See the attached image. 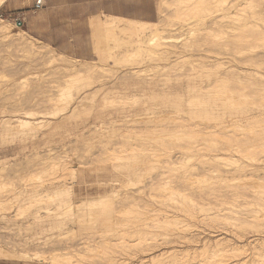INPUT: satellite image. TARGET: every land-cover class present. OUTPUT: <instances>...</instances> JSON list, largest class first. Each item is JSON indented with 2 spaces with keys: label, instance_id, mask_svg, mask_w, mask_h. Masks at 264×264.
Masks as SVG:
<instances>
[{
  "label": "rangeland",
  "instance_id": "374dc122",
  "mask_svg": "<svg viewBox=\"0 0 264 264\" xmlns=\"http://www.w3.org/2000/svg\"><path fill=\"white\" fill-rule=\"evenodd\" d=\"M33 2V0H17L16 3L21 8L19 11L27 14V25L21 29L26 31L33 41L37 40L35 42L40 45H49L56 52H64L63 54L69 58L77 60L76 64L78 65L95 63L100 68L96 67L97 71L89 80L75 81L70 78L72 71L64 69L66 72L60 64H50L45 59L38 58L32 52L15 45L11 38L0 33V179L7 182V186L0 192V247L6 250L14 249L13 251L27 248L26 251L29 253L41 252L46 255L53 252H72L77 256L74 258V264H138L141 262L139 258L148 254L149 248L151 246L153 248L155 245L148 244L151 243V239L144 240V237H152L157 233L158 245L163 241V239H159L163 237L174 239L179 237V239L166 245H157L154 249L156 251L170 246L190 250L201 245V242H197L198 237L213 239L226 236L236 243H244L251 238L264 236V225L261 223L252 226L229 227L232 231L227 232L220 227L217 228V225H212L208 219L189 216L185 219L190 225L175 230V236L161 235V237L159 233L163 230L153 228L154 233L134 234L131 233L132 227H125L126 232L122 235H126L124 240L126 246L120 245L119 240L116 239L121 235V232H117V220L121 218L136 220L145 218L146 215L138 214L136 219H133L132 216L135 214H130L128 211L119 214L118 211L127 210L133 204H138L143 212L145 209H150V204L159 206L157 201L147 195L152 191L155 194L160 193L157 190L155 192L152 189L149 190V184L153 179V182H156L157 179L163 181L169 174L172 186L175 184L179 185L175 188H185L190 184H184L183 171L187 174L190 172L193 178L195 177L194 172L197 175V173L204 172V169V173L215 174V172L208 171L209 167L202 169L201 163L204 159H216L220 165L223 163L222 169L226 167L224 164L227 160L224 157L231 153L234 160L251 162L247 158L244 159L238 152L229 153L226 151L227 145H225L224 137L229 134L221 129L218 130L220 136L219 134L208 136L215 140L214 142H218L217 144L206 146V143L201 145H195V143L191 148H185L184 140L192 143L195 139H201V136H198L195 131L204 125H213L222 116H218L220 119H213L215 116L194 112V105L188 104L189 106H187L184 103L178 105L180 98L175 94L170 96L150 92L146 98L140 99V103L135 105L133 112H135L134 110L142 111L144 104H141L144 101L146 104L153 103L157 108L170 111L176 110V108L190 110V113L182 111L177 113L181 114L185 123L188 124L185 129L189 131V137L172 131L169 127V124L170 126L174 124L172 120L158 121L159 125L156 129L151 126L153 125L151 123H140L139 125L126 121L132 119L133 116H120L117 110L122 106L121 102L131 101V97L119 96L127 91L126 86L130 82L120 79L119 76L126 68L124 65L136 63L139 58H126L121 55L108 57V52L121 53L124 49H109L108 47H113L116 42L103 36L104 39L101 40L103 56L101 58H105L100 60L102 62L100 63V56L92 46L91 31L88 25L71 21L70 15L73 10L46 9L44 7L32 12ZM166 2L167 5L164 4L166 7L162 6L163 12L159 13L158 5L161 4V0H156L154 21L162 19L164 23L166 22L163 28L165 30L161 34L170 40H165V42H167V48L172 52L169 56L162 57L158 55L159 51L147 52L146 55L140 57L142 62L136 65L142 70V75L145 78L149 79L153 76L159 78V85L167 83L171 87L178 88V91L183 94L187 91V74L203 69L204 57L201 55H210L212 58L213 53L215 55V52H218L224 56V52L232 51L224 50L219 44L230 42L229 45H231L232 41H229L228 38L222 40L221 43L219 40L213 42L210 32L208 34L202 32L197 33V37L195 34L197 41L192 38L195 43L202 45L200 49L184 48L183 42L185 43L186 37L189 36V25H182L183 17L181 19L174 15L175 9L169 7L171 0H166ZM13 19L0 12V26L7 23L10 32H17V29L20 31L18 27L14 26ZM213 19V21L212 19L206 20L209 23L207 25L212 27L215 25L214 22H218L221 18L215 16ZM223 20V22L227 21V19ZM263 20L264 13L260 14L258 18H254L253 22L257 21L258 24H261ZM263 23L262 26L260 25L261 28L264 27ZM117 36V38L123 39L128 37L119 32ZM120 41L122 42V40ZM120 41L118 40L117 44H120ZM259 42L256 41L253 45L260 44ZM144 53H146L145 50ZM263 58L259 59L253 68L264 72V67H262L264 65L261 64L262 61L264 64ZM105 59L107 60L106 64L104 63ZM162 73L164 74L162 75ZM100 81L106 82L104 89L101 92H93ZM38 87L41 90H38ZM35 88L38 90V94H36ZM68 89L73 95L76 94V91L81 94L85 89L91 92L84 104L75 109L73 113L72 106L75 104H72V101L68 104L67 110L61 111L66 106L65 99L68 98L66 95ZM52 98L51 102L48 101ZM38 100L39 104H37ZM55 100H58L57 104L54 103ZM27 111L30 114H26ZM234 115L238 116L237 113L232 116ZM18 118L29 120L31 125L18 126ZM125 118L126 120H124ZM165 125L169 130H166ZM163 133L165 135H162ZM200 142L204 141L200 140ZM151 151L153 154L147 155ZM184 154L192 156L187 159ZM147 157H158V160L161 161L142 162ZM234 164L236 163L230 164L231 169ZM221 167L219 166V168ZM228 168L230 167L228 166ZM161 174L165 177H161ZM178 179L179 182H177ZM173 180L175 181L173 182ZM180 182L181 184H178ZM58 186L71 187V193L56 194L57 189H60L57 188ZM136 188L137 191L139 190L138 192ZM127 193L131 194V197ZM70 198L79 204L76 211L73 204L65 209L66 201ZM137 224L134 227L148 228L139 225L141 223ZM109 226L110 228H108ZM177 232L178 236H176ZM100 245L107 246L101 248ZM252 245H255L256 249L263 247L261 243H248L249 247ZM94 246L97 247L94 248ZM146 248L149 249L148 252L144 251ZM78 251H82V255ZM246 252L244 251V254L243 252L237 253L232 258L248 261L252 252L251 250ZM99 255L100 257H98ZM199 258L201 257H197L198 260L196 258L190 260L195 263L204 260ZM35 260L0 258V264H48L45 261ZM162 260L169 262L167 259H161L158 262L156 260L153 264H161Z\"/></svg>",
  "mask_w": 264,
  "mask_h": 264
},
{
  "label": "bare ground",
  "instance_id": "6f19581e",
  "mask_svg": "<svg viewBox=\"0 0 264 264\" xmlns=\"http://www.w3.org/2000/svg\"><path fill=\"white\" fill-rule=\"evenodd\" d=\"M5 1L6 0H0V6ZM172 1L173 0H171V2ZM234 1L174 0V2L169 3V7L175 9L174 15L178 18L181 17V19L183 17L182 25H189V36L186 37L185 43L183 42L184 48L193 47V49H200L202 45L198 44L197 42L195 43V41H197V33L202 32H205L206 34L210 32L213 42L219 40V43H221L222 40H226L228 38L230 39L229 41H232L231 45H229L230 42L228 44H219L220 47L224 50L232 51L224 52V56H221L220 53L215 51V55L213 53L212 58H210V55H201V57H204V61L202 64L203 69L187 74L186 88L188 93L186 91V93L183 94L178 91V88L171 87L167 83H161L159 85L160 79L154 78L152 74L151 75L153 77L149 79L145 78L142 75V70H140V68H138V66L136 65L142 62V59L140 57L144 54L146 55L147 52L155 53L159 51L160 53L158 55H161V57L169 56V54L172 52V50L167 48V42H165V40L167 41L169 39L164 38L161 34V32L165 30L163 29L166 23L163 22L164 20L159 19L158 21H146L102 13L90 16L87 20L88 27L91 31L90 34L93 43L92 46L94 48V51L100 56L99 61L105 58H101V56H103L101 52V40L104 39L103 36L116 42L113 47L109 46V49H124V51H122L121 53L106 52L108 57L121 55V57L126 58H139H136V63L124 65L126 66V68L122 72L121 76H119L120 79L130 82L129 84L127 83V91L119 95L125 98L131 97V101L121 102L120 104L122 106L119 110H117L120 116H133V118L130 120H126V118L124 120L139 125L140 123H151L153 124L151 126L155 129L159 125L158 121L164 119L172 120L175 125L171 123L172 125H174L172 127V125L170 126L169 124V127H171L170 129L172 131L174 130L176 133H182L189 137V131H186L185 129L188 127V124L185 123V119L181 116V114L177 113L181 111L190 113V110L186 111L176 108V110L170 111L163 108H157L153 103L146 104V101H144L141 104H144L142 111L136 112V110H134L135 112H133L135 105L140 103V99L146 98L150 92L153 94L159 93L161 95L170 96L175 94L180 98L178 105L182 103L186 104L187 106H189L188 104L194 105V112H202L206 116H215L213 117V119H220L218 116H222L221 119L218 122H215L213 125H204L200 129L195 131L198 136H201V139H195L193 141L194 143L187 142L183 139L186 143L184 146L185 148H191L195 143V145L206 143V146L217 144L218 142H214L215 140H213L212 138H208V136L218 135V130L221 129L223 131L225 130L226 133L228 132L229 134L228 136L226 134L225 137L222 136L226 141V151L229 153L238 152V154H241L244 159L247 158L249 162H251L245 163L240 161L239 159L234 160L231 156V153L229 156L226 155L224 157L225 160H227L229 163L227 161L226 163L224 162V166L226 167H223L224 169H222L221 165H223V163H221L220 165V163L218 162V164L216 162V159H204L202 160L203 163H201L202 169L204 167H209L208 171L213 173L215 172V174L204 173V169V172L197 173V175L194 172L195 177L193 178V175H191L190 172H188L190 174L189 175L187 173H184L183 171L182 180H184V184L187 183L191 185V187L190 185H187V187L184 185L185 188H177L179 187V185L175 184L173 185V187L171 185L173 184L171 182L172 179H170L171 175L169 174L163 181L157 179L156 182H153L154 179L152 178V183H148L149 190L152 189L154 190V192L155 190H157V192L160 193L155 194L152 191V193L148 192L147 195L148 197L157 201L159 203V206L150 204V209H145V211L143 212L138 204H133L132 207L128 208L127 210L124 209L125 211H118L119 214L127 211L130 214H135L132 216L133 219H136V215L138 214L146 215L145 218H139L136 220L123 218L117 220V232H121V235L116 239L119 240V243L122 247L126 246V244L124 243L126 235H122L126 232L125 227H132L133 231H131V233L133 232L134 234L144 233L143 235H145L154 233L153 231L155 230H152L153 228L163 230V232L159 233L160 236H173L175 230L190 225V223L185 219L189 216L191 218L193 217L197 219H199V217H202L201 219H208L209 221H211L212 225H217V228L220 227L227 232L232 231V229H230L229 227L233 226H252L259 225L260 223L261 225H264V72L253 68L254 65L257 64L259 59L264 57V27H260L264 20L261 24H258L257 21L253 22L254 18H258L260 14L264 13V0ZM167 2L166 0H161V4L158 5L159 13L163 12L162 6H164V4L167 5ZM166 5L164 7H166ZM215 16L216 18L220 17L221 19H219L218 22L215 19V25L212 27L207 25L209 23H207L206 20L212 19L213 21V17ZM223 19H227V21L223 22ZM18 28L20 29V31H18L17 29V32H10L9 25L5 23V25L0 26V33L6 37L11 38V41L15 45L26 51L32 52L38 58H43L50 64L58 63L63 67V70L66 69L72 71V76H70V78L74 79L75 81L87 79L89 80L91 76H93V74L97 71L96 67L98 65H96L95 63H84L78 65L76 64L77 60L74 61L73 59H71V57L69 58L67 55L63 54L64 52L61 53L54 51L53 48H51L49 45L37 44L35 42L37 40L34 39L35 41H33V38L31 39L26 31L22 30L21 27ZM118 32L126 34L128 37L124 39L121 37L117 38ZM192 38L196 40L194 41ZM118 40H122V42L120 41V44H117ZM190 41L194 42L191 43ZM256 41H260V44L253 45ZM172 47L174 48L173 45ZM144 50L146 53H144ZM206 57L207 59H205ZM106 61L107 60L105 59L104 63ZM100 63L102 62L100 61ZM261 64L264 65L263 61ZM98 67L100 68V66ZM259 67L261 66L259 65ZM163 74L164 73H162V75ZM105 84V81L98 82L97 87L95 86L96 88L93 92H101L104 89ZM39 88L40 87H38V90H41ZM67 88L69 87L67 86ZM38 90L36 94H38ZM88 91L89 90L85 89L81 94L76 91V94L73 95L68 89L66 94L68 98L65 99L66 106L62 108L61 111L65 109L67 110L68 104L72 101V104H75L74 106H72L73 113L75 109L84 104L85 99H87L88 95L91 94V92ZM33 94L34 93L32 92V95ZM62 94L60 95V98L62 97ZM52 100L53 98L49 99L48 101L51 102ZM57 101L58 100H55L54 103L57 104ZM37 104H39V100ZM125 105L129 106L126 107ZM235 113H237L238 116H232ZM26 114H30V112L27 111ZM17 123L18 126L31 125V122L29 120L21 118H18ZM229 127L231 129H227ZM165 128L166 130H169L166 125ZM162 135L165 134L163 133ZM222 135L224 134L222 133ZM200 140L204 142H200ZM152 154L153 151H151V153H147V155ZM169 155L170 154L168 153V156ZM191 156L186 155L185 158H189ZM117 159L119 158L117 157ZM167 159L169 158L167 157ZM153 160H156V162L161 161L158 160V157H147V159L143 160L142 162L145 161L146 163H148ZM233 162H235L236 164H234L233 169H231L232 166H230V164L232 165ZM219 166L221 168H219ZM228 166L230 168H228ZM163 176L164 175H162L161 177ZM179 178L181 177L179 176ZM174 181L175 180H173V182ZM177 182H179V179ZM178 184H181V182ZM6 186L7 182H3V180L1 181L0 179V192ZM175 186L177 187L175 188ZM57 188L60 189H57L56 194H62V192L71 193V187L69 186H58ZM140 191L142 192V190ZM127 195L130 196L131 194L129 195L127 193ZM70 201H72V198L66 201L65 209H68V206H71L73 204L72 206L76 211V209L79 208V204H76L74 200L72 202ZM137 223H141L139 225H144L148 228L134 227L138 225ZM108 228H110V226ZM108 228H106V230H108ZM177 234L178 232L176 233V236H178ZM157 235L158 233L153 235L152 237H144V240L151 239V243L148 244L155 245L153 246V248L152 246L151 248H149L150 251L147 248L144 249V251L147 250V252L149 251V253L139 258L141 259V262H138V264H153L156 260L158 262V260L161 259L169 260V262L162 260L163 262L160 261L161 264H264V236L251 238L247 242L244 241V243H236L232 239H230V237L227 238L226 236H221L219 238L212 237L213 239L198 237L197 242H201V245L195 248H191V251L189 249H185L182 247L177 248L175 246L165 247L161 250L156 251L154 249L158 245L156 238ZM162 239L163 241H161L159 245L172 243L174 241H177L179 237L175 239L163 237L159 240ZM248 243H261L263 247L261 249H256L254 247L255 245L249 247ZM102 246L103 245H100L101 248H103L104 246L106 247L107 245H104L103 247ZM96 247L94 246V248ZM109 247L111 246L109 245ZM26 249L13 251L14 249L6 250L0 247V258H19L23 260L36 259L38 261H45L48 264H74V258L77 257L72 252L66 253V251L65 253L53 252L50 255H46L41 252L29 253L28 251H26ZM248 250H251L252 252L250 260L239 261L237 259V261L236 259L232 258L235 257L237 253L239 254L243 252L244 254V251L248 252ZM78 252L80 254L82 253V251ZM76 255H78V253ZM98 257H100V255ZM197 257H201L204 260H201V258H199L202 262L200 261L197 263L190 260L193 258L197 259ZM106 258L107 257H105V259ZM108 258L110 259L109 256Z\"/></svg>",
  "mask_w": 264,
  "mask_h": 264
},
{
  "label": "crops",
  "instance_id": "0c3cea01",
  "mask_svg": "<svg viewBox=\"0 0 264 264\" xmlns=\"http://www.w3.org/2000/svg\"><path fill=\"white\" fill-rule=\"evenodd\" d=\"M16 3L17 0H14V2L6 0L0 6V12L8 18H21L22 27L26 26L27 14L19 11L21 8ZM33 4L31 7L32 12H36L37 10H33ZM44 7L46 9L73 10L72 15H70L71 21L81 25H88V18L99 13L154 21L157 5L156 0H43L42 8Z\"/></svg>",
  "mask_w": 264,
  "mask_h": 264
},
{
  "label": "built area",
  "instance_id": "2783aa9c",
  "mask_svg": "<svg viewBox=\"0 0 264 264\" xmlns=\"http://www.w3.org/2000/svg\"><path fill=\"white\" fill-rule=\"evenodd\" d=\"M43 7V0H35L33 4V10H39ZM14 25L16 27H22V19L21 18H14L13 19Z\"/></svg>",
  "mask_w": 264,
  "mask_h": 264
}]
</instances>
